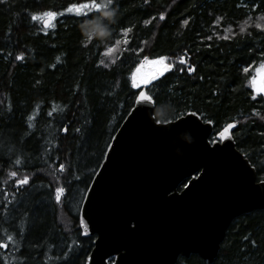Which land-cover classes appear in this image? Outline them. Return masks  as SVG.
Segmentation results:
<instances>
[{
  "label": "trees",
  "instance_id": "1",
  "mask_svg": "<svg viewBox=\"0 0 264 264\" xmlns=\"http://www.w3.org/2000/svg\"><path fill=\"white\" fill-rule=\"evenodd\" d=\"M262 16L264 0L0 4V264H85L94 238L81 236L78 211L134 105L128 77L145 57L172 65L145 88L155 121L194 113L212 123L209 141L234 123L236 149L264 181V97L252 87L264 71ZM97 28L109 35H82ZM176 264L207 263L191 255ZM212 264H264V210L232 221Z\"/></svg>",
  "mask_w": 264,
  "mask_h": 264
},
{
  "label": "water",
  "instance_id": "2",
  "mask_svg": "<svg viewBox=\"0 0 264 264\" xmlns=\"http://www.w3.org/2000/svg\"><path fill=\"white\" fill-rule=\"evenodd\" d=\"M137 97L79 209L81 236L94 237L85 264H176L191 255L212 264L232 221L264 210V181L236 149L234 123L210 142L212 123L193 113L179 117L184 124L157 123L151 99Z\"/></svg>",
  "mask_w": 264,
  "mask_h": 264
},
{
  "label": "snow or ice",
  "instance_id": "3",
  "mask_svg": "<svg viewBox=\"0 0 264 264\" xmlns=\"http://www.w3.org/2000/svg\"><path fill=\"white\" fill-rule=\"evenodd\" d=\"M4 2H5V0H0V4H2V3H4ZM93 6H94L95 8H97V9L100 8V5H99V4H94ZM87 7H88L87 4H83V5H75V4H73V5H70V6H69V9H72V8H87ZM66 11H67V10H66ZM43 15H44V16H47V17L54 18V17L56 16V13L53 12V11H48V12L43 13ZM160 18H161L162 20L164 19V15H163V13H161V17H160ZM32 19H33V20H36V19H37V14H35V13L32 14ZM261 19H264V16H262ZM44 23H45V25H47V24H48V20H45ZM257 27H260V25H257ZM123 31L127 32L128 30H127V29H123ZM241 31H243V29H241ZM16 59H17V60H20V59H21V56H20V55H17V56H16ZM164 60H165V57H159L158 59H155V60L149 61L148 58L145 57V58H144V61H142V64H143V63L160 64V65L162 66L160 70H161V71H164V70H167V69H169V68L172 67V65H170V64H163V61H164ZM181 62L183 63V60H181ZM187 70H188L189 73L193 72V68H192V67H189ZM152 76H153V78H154V77H155V73H153ZM140 79H141V82H142V83H146L147 80H148V77H141ZM132 86H133V88H136V87H137L136 73H133V74H132ZM252 87H253L254 89L256 88L255 77L252 78ZM261 91H264V89H261ZM140 99H145V100H147V99H149V97L146 96L144 92H140V95L137 97V100H140ZM144 110H145V107H144V106H138V107H137V111H144ZM148 110H150V109H148ZM29 119H31V117H29ZM178 119H180V118L178 117ZM157 123H160V121H157ZM180 123H181V124H184V123H186V121L183 120V119H180ZM225 131H227V129H225ZM221 135H223V133H221ZM15 163L19 164V163H20V160L17 159V160L15 161ZM60 167H61V170H63V167H64V166L61 165ZM10 176H11V177H16V176H17V172H16V171L11 172V173H10ZM28 181H29V177H28L27 175H25V176H23L22 179H15V184H16L17 186H20V185H26V184L28 183ZM63 191H64L63 188H59V187H58V188L56 189V192H57L56 199H57L58 202H59L60 199H61V197H60L59 194L62 193ZM7 240H8L9 242H11V241L13 240V237L9 235V236L7 237ZM5 247H7L6 243H5L3 240H0V248H5Z\"/></svg>",
  "mask_w": 264,
  "mask_h": 264
},
{
  "label": "rangeland",
  "instance_id": "4",
  "mask_svg": "<svg viewBox=\"0 0 264 264\" xmlns=\"http://www.w3.org/2000/svg\"><path fill=\"white\" fill-rule=\"evenodd\" d=\"M142 61H144V60H142ZM142 61L139 63V65L133 71V73H136V78H137V87L134 88L136 90L141 89L143 87V85L145 84V83L141 82V79H140L141 77H148L147 82H149V81H152L155 78H157L159 75H161L165 71V70L164 71L160 70L162 67L160 64H152V63H143L142 64ZM149 61H152V60H149ZM163 64H165L164 61H163ZM153 73H155L154 78L152 76ZM263 77H264V71H262L255 79V83H256L255 90L260 94L264 93V91H261V89H263V87L261 85V79ZM130 79H131V85H132V75H131Z\"/></svg>",
  "mask_w": 264,
  "mask_h": 264
},
{
  "label": "clouds",
  "instance_id": "5",
  "mask_svg": "<svg viewBox=\"0 0 264 264\" xmlns=\"http://www.w3.org/2000/svg\"><path fill=\"white\" fill-rule=\"evenodd\" d=\"M111 13H104V16L109 19V22H113L111 19ZM82 35L84 38H88L89 36H93L97 39H104L109 33L105 29L97 28L95 31H87L82 29ZM187 138L191 140L190 134H186ZM179 151V149H177Z\"/></svg>",
  "mask_w": 264,
  "mask_h": 264
},
{
  "label": "bare ground",
  "instance_id": "6",
  "mask_svg": "<svg viewBox=\"0 0 264 264\" xmlns=\"http://www.w3.org/2000/svg\"><path fill=\"white\" fill-rule=\"evenodd\" d=\"M132 73H133V72H132ZM132 73H131V75H132ZM131 75H129V77H128L130 84H131V79H130V78H131ZM147 83H148V82H147ZM147 83H145V84H147ZM131 86H132V85H131ZM130 111H131V110H130ZM130 111H129V112H130ZM189 113H191V112H189ZM193 114H194V113H193ZM195 115H196V114H195ZM93 177H94V176H93Z\"/></svg>",
  "mask_w": 264,
  "mask_h": 264
}]
</instances>
